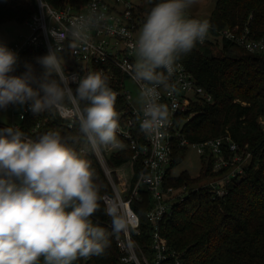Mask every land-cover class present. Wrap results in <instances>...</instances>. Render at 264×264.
Masks as SVG:
<instances>
[{
	"label": "clouds",
	"instance_id": "clouds-1",
	"mask_svg": "<svg viewBox=\"0 0 264 264\" xmlns=\"http://www.w3.org/2000/svg\"><path fill=\"white\" fill-rule=\"evenodd\" d=\"M196 0H161L147 14L138 37L130 45L136 62L130 66L139 85L143 120L141 131L161 138L170 124L168 106L159 103V88L170 87L177 61L203 42L210 22L186 15ZM40 7L51 16L47 0ZM106 17L95 8L73 20L68 48L87 44L89 31ZM122 35L127 33L121 30ZM55 40L47 55L38 58L39 75L31 64L20 76L10 75L17 54L0 42V108L29 104L35 114L71 113L93 150L122 148L117 140V93L101 72L69 76L64 70L65 32L49 30ZM77 84L75 89L69 86ZM41 92L43 95H41ZM84 106L81 107V103ZM69 105L71 107H69ZM94 170L84 155L70 147L58 131L33 139L17 128L0 129V264H73L78 257L102 255L109 246L106 232L90 217L99 209ZM113 234L135 228L119 196L106 202Z\"/></svg>",
	"mask_w": 264,
	"mask_h": 264
},
{
	"label": "trees",
	"instance_id": "trees-1",
	"mask_svg": "<svg viewBox=\"0 0 264 264\" xmlns=\"http://www.w3.org/2000/svg\"><path fill=\"white\" fill-rule=\"evenodd\" d=\"M47 2L55 8L70 6L80 10L88 0ZM159 2L161 0H148L146 5L138 6L148 14ZM36 7V0H0V24L6 21L24 23ZM207 20L211 27L205 42H197L191 52L178 61L193 74L197 84L212 95V100H195L188 112H193L192 116L178 117L181 123L177 126L181 137L190 142L228 134L250 153V158L242 175L232 179L223 196H212L207 186L197 190L191 188L186 198L177 202L172 213L162 220L160 235L165 243L180 253L179 264H264V54L249 52L232 41L221 40L217 35L223 28L233 30L238 27L239 31L247 28L251 38H264V0H217ZM26 64H31L38 75L43 72L42 65L24 53L15 76L25 72ZM76 87L74 85L73 89ZM121 104L116 111L122 107ZM83 106L84 102L81 103ZM4 109L0 108V112ZM19 124L21 131L34 139L49 131H58L76 151L86 147L88 153L84 158L94 170L99 196L104 193L114 196L90 144L79 131L77 120L69 128L54 112L35 114L29 111ZM186 151V146L175 141L173 158L166 172L168 184L192 186L197 179L206 178L210 173L216 175L211 172L213 160L206 155L201 156V173L197 178L186 171L171 176L170 168L184 160ZM132 155L133 151L127 146L108 158L113 178L116 184L120 182L123 194L119 191L124 198L129 197V191L142 170V161H130ZM124 165L129 168V177L128 171L115 173ZM99 205L90 219L94 226L105 230L109 246L102 255L78 257L73 264H134L121 261L115 240L117 235L113 234L112 219L105 213L106 205L102 198ZM150 205V194L145 189H141L140 199L131 200V207L139 218L140 231L132 232V236L148 258L152 256V227L145 212Z\"/></svg>",
	"mask_w": 264,
	"mask_h": 264
},
{
	"label": "built area",
	"instance_id": "built-area-1",
	"mask_svg": "<svg viewBox=\"0 0 264 264\" xmlns=\"http://www.w3.org/2000/svg\"><path fill=\"white\" fill-rule=\"evenodd\" d=\"M47 4L51 16L40 7L39 0H36V11L24 22L29 30L28 35L20 42H14L8 46L18 57L15 71L10 75L17 74L22 54L31 55L35 62L39 63L38 58L42 57L41 53L48 54L49 47H55V40L49 35V30L55 29L65 32L68 36L62 42L63 51L59 52L58 55L62 56L63 59L69 54L71 55L72 65L64 63V70L69 76L74 74L83 76L88 72L98 71L108 77L109 87L117 93L115 108H119V104L122 103V107L117 111L119 129L116 136L123 147L99 146L93 150L90 146L114 192V196L104 193L101 197L103 202L106 205L107 201L119 196L121 206L127 210L128 218L136 225L127 234L122 232V235L116 236L115 240L121 253V261L134 264H179L181 262L180 253L172 249L161 238L160 224L162 220L172 213L177 202L186 198L191 188L197 190L201 186H207L214 197L226 194L232 179L242 175L244 165L250 158V153L241 148L228 134L199 142H190L185 137H181V132L177 126L181 122H178L177 118L183 115L191 117L193 112L190 114L188 112L191 110L193 102L197 99L209 102L212 100V95L197 84L193 74L180 61H177V70L169 82L170 85H174L175 91L170 87L161 86L159 88L160 98L158 102L168 106L170 119V124L162 129L163 137H149L141 131L143 105L141 101L137 105L132 102V97L126 87L128 82H132L139 88L137 82L132 79L130 72V66L136 62V56L133 54L130 45L138 37L140 28L147 16V13L140 10L139 4L134 0H113L112 2L88 0L87 4L80 10L70 6L55 8L48 2ZM93 8L105 15V21L98 28H92L89 31L87 44H81L74 51L70 50L68 44L73 20L88 15ZM121 30L127 34L122 35ZM248 33L247 28L239 31L238 27H235L233 30L228 28L218 30L217 35L221 40L232 41L249 52L264 54V38L254 39L248 36ZM74 85L77 84L70 81L69 86L73 88ZM10 105L12 104H9L4 110ZM69 107L71 106L69 105ZM29 111H31L29 104L20 105L19 122ZM54 114L63 119L69 128L73 126V122L76 120L71 113ZM19 122L12 124L0 122V127L3 129L12 127L21 131ZM35 130L36 127L33 128L32 132ZM137 133H140V136ZM25 134L33 138L29 134ZM175 141H178L180 146L196 149L201 156H211L213 160L211 172L216 173V175L210 173L205 178L207 181L200 186L192 185V187L184 183L175 187L168 184L166 172L173 158ZM127 146L133 151L130 161H142V170L129 191V197L124 198L113 178V169L108 164V158L113 152L122 150ZM80 153L86 155L88 149L82 147ZM205 158L207 159V157ZM141 189L147 190L151 198V205L145 212L152 227V256L150 258L145 255L132 236V232L139 233L140 231L139 218L131 207V200L133 198L140 199Z\"/></svg>",
	"mask_w": 264,
	"mask_h": 264
},
{
	"label": "rangeland",
	"instance_id": "rangeland-1",
	"mask_svg": "<svg viewBox=\"0 0 264 264\" xmlns=\"http://www.w3.org/2000/svg\"><path fill=\"white\" fill-rule=\"evenodd\" d=\"M112 2L113 0H106ZM138 4L146 5L148 0H134ZM217 0H196V2L186 11L188 18L205 20L207 19ZM29 30L25 23H19L16 21H6L0 24V42H3L7 47L14 43L20 42L25 36H27ZM64 62L68 65H72L71 55L69 54L65 57ZM127 90L129 91L132 102L137 105L140 103L139 99V88L132 82L126 84ZM20 111L19 104H12L3 112H0V122L5 124L18 123L19 117L18 112ZM247 165V162L245 163ZM244 165V166H245ZM202 159L198 151L192 147H188L184 160L179 164L170 168L171 176H178L180 173L186 171L191 177L197 178L201 173ZM169 169V167H168ZM115 171V170H114ZM128 171L127 177H129L130 171L128 166L124 165L115 173H124ZM207 180L205 178L197 179L196 183L193 185H203ZM119 190L123 194V190L120 187V182H118Z\"/></svg>",
	"mask_w": 264,
	"mask_h": 264
}]
</instances>
